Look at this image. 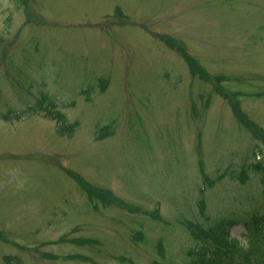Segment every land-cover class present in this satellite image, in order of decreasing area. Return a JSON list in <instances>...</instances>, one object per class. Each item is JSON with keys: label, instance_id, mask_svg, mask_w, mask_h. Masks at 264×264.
Returning a JSON list of instances; mask_svg holds the SVG:
<instances>
[{"label": "rangeland", "instance_id": "rangeland-1", "mask_svg": "<svg viewBox=\"0 0 264 264\" xmlns=\"http://www.w3.org/2000/svg\"><path fill=\"white\" fill-rule=\"evenodd\" d=\"M233 105L264 131V0H0V264H187L222 218L243 258L264 146Z\"/></svg>", "mask_w": 264, "mask_h": 264}, {"label": "trees", "instance_id": "trees-1", "mask_svg": "<svg viewBox=\"0 0 264 264\" xmlns=\"http://www.w3.org/2000/svg\"><path fill=\"white\" fill-rule=\"evenodd\" d=\"M118 10V8L115 9V11ZM164 42L166 45L174 50L176 49L179 53H181L185 58V54L183 51V48L179 46L178 44L172 42L171 39L165 38ZM183 51V52H182ZM188 56V55H187ZM189 57V56H188ZM190 58V57H189ZM188 66L192 74H198L200 77H205L204 73L197 69V66L195 62H193L192 58L188 59ZM235 110H237V105H233ZM236 115L238 116V119L246 126H249L247 121L243 118V116L238 112H236ZM60 122L63 124L60 128H64L67 133H73L75 131L74 129H70L63 117L59 118ZM111 127L105 126L101 127L100 133H99V139H103L107 136L111 135ZM253 134L257 135L256 138L261 141L262 145L264 146V134L262 132L257 133L256 129H252ZM251 170L256 172L259 175V179L264 182V166L262 164L258 163H251ZM238 176V179L242 176H245V167L242 166ZM81 186H83V182L81 180H76ZM264 186V183H263ZM99 196L101 197L102 192H97ZM89 198L92 196L91 192L89 191ZM107 201L109 202V194L106 193ZM103 204V203H102ZM106 205V204H104ZM235 224L234 220H228L226 218L219 219L218 222L215 223L214 227L204 229L200 227L198 224H193L189 221H186L183 226L191 232L197 239L201 240V244H199L196 247H193L188 251L189 261L187 264H235L236 262H242V260L239 258L238 254V241L236 239H231V242L226 241L223 237H218L215 230L222 231L223 233L227 235L229 228H231ZM243 226L246 230V234L248 239L250 240L251 245L253 246L258 245V243L262 242L264 240L263 237L260 239H254L257 238V235L259 234V231L264 230V215H257L252 214L250 217H248L246 220H244ZM258 232V233H256ZM256 233V234H255ZM253 242V243H252ZM230 248V252H234V254H229L227 250ZM160 249V247H159ZM252 248H249L247 250V253L251 252ZM161 252V250L159 251ZM244 259H248L247 254L243 256Z\"/></svg>", "mask_w": 264, "mask_h": 264}]
</instances>
